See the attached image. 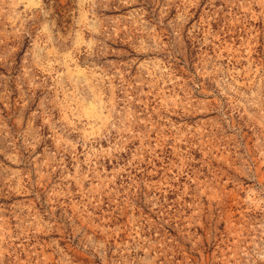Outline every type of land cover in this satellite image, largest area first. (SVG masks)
Masks as SVG:
<instances>
[{
    "label": "rangeland",
    "instance_id": "374dc122",
    "mask_svg": "<svg viewBox=\"0 0 264 264\" xmlns=\"http://www.w3.org/2000/svg\"><path fill=\"white\" fill-rule=\"evenodd\" d=\"M0 264H264V0H0Z\"/></svg>",
    "mask_w": 264,
    "mask_h": 264
}]
</instances>
